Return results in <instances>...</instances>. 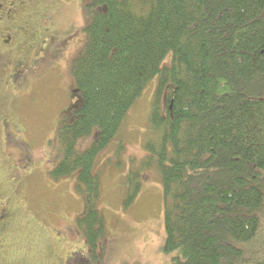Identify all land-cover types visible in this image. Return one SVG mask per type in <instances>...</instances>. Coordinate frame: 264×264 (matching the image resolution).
Instances as JSON below:
<instances>
[{
  "label": "trees",
  "instance_id": "trees-1",
  "mask_svg": "<svg viewBox=\"0 0 264 264\" xmlns=\"http://www.w3.org/2000/svg\"><path fill=\"white\" fill-rule=\"evenodd\" d=\"M84 17L70 68L80 104L50 177L74 175L86 195L87 248L105 235L95 159L156 79L144 167L154 158L162 183L163 252L173 264H264V0H90ZM128 183L123 208L141 187Z\"/></svg>",
  "mask_w": 264,
  "mask_h": 264
},
{
  "label": "rangeland",
  "instance_id": "rangeland-1",
  "mask_svg": "<svg viewBox=\"0 0 264 264\" xmlns=\"http://www.w3.org/2000/svg\"><path fill=\"white\" fill-rule=\"evenodd\" d=\"M89 1L0 0V264H173L176 256L163 252L157 162L144 167V144L156 139L148 125L156 79L93 164L105 227L95 251L76 226L87 197L75 193V176L50 177L61 159L60 131L80 104L70 68L84 43ZM97 134L81 139L76 152ZM127 176L141 187L123 208Z\"/></svg>",
  "mask_w": 264,
  "mask_h": 264
}]
</instances>
